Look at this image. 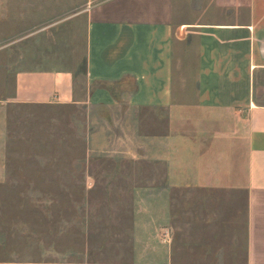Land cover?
Masks as SVG:
<instances>
[{"label":"crops","instance_id":"1","mask_svg":"<svg viewBox=\"0 0 264 264\" xmlns=\"http://www.w3.org/2000/svg\"><path fill=\"white\" fill-rule=\"evenodd\" d=\"M81 16L79 63L19 70L2 98L0 178L6 103L128 115L169 238L146 263L264 264V0H85Z\"/></svg>","mask_w":264,"mask_h":264},{"label":"rangeland","instance_id":"2","mask_svg":"<svg viewBox=\"0 0 264 264\" xmlns=\"http://www.w3.org/2000/svg\"><path fill=\"white\" fill-rule=\"evenodd\" d=\"M84 1L0 0V12L7 9L0 102L13 97L19 70L79 63ZM4 107L0 264H147L168 250V232L160 226L153 233L147 214L153 181L144 154H128V115L66 104Z\"/></svg>","mask_w":264,"mask_h":264}]
</instances>
